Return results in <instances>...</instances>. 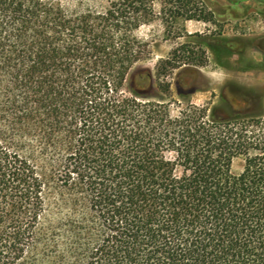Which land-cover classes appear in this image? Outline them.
<instances>
[{
    "label": "trees",
    "instance_id": "16d2710c",
    "mask_svg": "<svg viewBox=\"0 0 264 264\" xmlns=\"http://www.w3.org/2000/svg\"><path fill=\"white\" fill-rule=\"evenodd\" d=\"M152 13L0 0V264H264V126L128 87Z\"/></svg>",
    "mask_w": 264,
    "mask_h": 264
},
{
    "label": "rangeland",
    "instance_id": "374dc122",
    "mask_svg": "<svg viewBox=\"0 0 264 264\" xmlns=\"http://www.w3.org/2000/svg\"><path fill=\"white\" fill-rule=\"evenodd\" d=\"M52 1L70 14L83 15L102 12L109 0ZM189 2L146 0L153 13L138 37L150 55L133 68L128 87L146 101H166L172 117L186 113L190 104L204 112V123L214 118L228 122L236 114H264V0ZM168 62L174 69L162 71ZM167 84L169 93L161 87ZM250 90L263 98L259 108L255 104L223 108L222 97L233 101ZM243 117L224 126H264V117ZM241 169L238 160L234 172Z\"/></svg>",
    "mask_w": 264,
    "mask_h": 264
},
{
    "label": "water",
    "instance_id": "95a60500",
    "mask_svg": "<svg viewBox=\"0 0 264 264\" xmlns=\"http://www.w3.org/2000/svg\"><path fill=\"white\" fill-rule=\"evenodd\" d=\"M251 12H255V10H251L250 13H251Z\"/></svg>",
    "mask_w": 264,
    "mask_h": 264
}]
</instances>
